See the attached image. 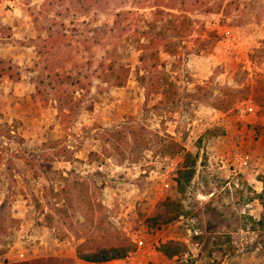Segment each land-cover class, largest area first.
I'll return each instance as SVG.
<instances>
[{
    "label": "rangeland",
    "instance_id": "1",
    "mask_svg": "<svg viewBox=\"0 0 264 264\" xmlns=\"http://www.w3.org/2000/svg\"><path fill=\"white\" fill-rule=\"evenodd\" d=\"M120 248L264 264V0H0V264Z\"/></svg>",
    "mask_w": 264,
    "mask_h": 264
},
{
    "label": "trees",
    "instance_id": "2",
    "mask_svg": "<svg viewBox=\"0 0 264 264\" xmlns=\"http://www.w3.org/2000/svg\"><path fill=\"white\" fill-rule=\"evenodd\" d=\"M172 30L176 31L177 30V26H175V28H172ZM180 33V32H178ZM151 59L154 61L155 65L154 67H158V66H163L164 63L160 62V58L159 55L156 53H153L151 55ZM195 164V163H193ZM194 166H183L182 169L180 170V177L178 178V187L180 188V190H183L185 188L186 183H189L193 177V173H194ZM185 175V176H184ZM182 179H185V183H183ZM181 215V212L178 210L176 212V214L172 217L170 216L169 218H163L159 224H157V219L155 218H150L147 221L149 222L148 225L149 227H158V228H162L163 225L168 224L170 222L173 221V219H177L179 216ZM114 254H111V252L109 250H103L101 253H98L96 255H89V256H85V258H83V260H85L86 262H90V263H103V262H108L111 260H117V259H122L126 254H127V250L120 248L117 250L113 251Z\"/></svg>",
    "mask_w": 264,
    "mask_h": 264
},
{
    "label": "built area",
    "instance_id": "3",
    "mask_svg": "<svg viewBox=\"0 0 264 264\" xmlns=\"http://www.w3.org/2000/svg\"><path fill=\"white\" fill-rule=\"evenodd\" d=\"M19 3V0H7V5L10 8L15 7ZM253 108H250V111L252 112ZM238 165L240 168H248L251 165L252 158L250 155L246 154L243 156H240L236 159ZM140 246L143 245V242H139ZM116 263V261H111L109 264Z\"/></svg>",
    "mask_w": 264,
    "mask_h": 264
},
{
    "label": "crops",
    "instance_id": "4",
    "mask_svg": "<svg viewBox=\"0 0 264 264\" xmlns=\"http://www.w3.org/2000/svg\"><path fill=\"white\" fill-rule=\"evenodd\" d=\"M118 262H120V261H116V263H118ZM121 262H122V261H121ZM76 264H79V263L76 262Z\"/></svg>",
    "mask_w": 264,
    "mask_h": 264
}]
</instances>
